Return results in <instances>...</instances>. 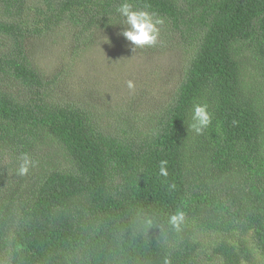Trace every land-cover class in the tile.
<instances>
[{"label":"trees","instance_id":"16d2710c","mask_svg":"<svg viewBox=\"0 0 264 264\" xmlns=\"http://www.w3.org/2000/svg\"><path fill=\"white\" fill-rule=\"evenodd\" d=\"M121 2L0 0V77L19 86L0 88V264H207L197 234L217 230L208 258L264 264V0H129L163 21L153 48L188 59L144 129L105 130L53 98L25 46L60 23L108 26ZM195 104L213 114L202 135Z\"/></svg>","mask_w":264,"mask_h":264},{"label":"rangeland","instance_id":"374dc122","mask_svg":"<svg viewBox=\"0 0 264 264\" xmlns=\"http://www.w3.org/2000/svg\"><path fill=\"white\" fill-rule=\"evenodd\" d=\"M129 27L121 17L80 35L74 26L60 23L39 36L28 37L26 53L46 79H54V99L83 106L105 130L116 129L120 120L144 129L150 115L175 90L188 54L176 44L162 51L153 45L137 46L122 35ZM129 80L133 89L127 86ZM0 88L19 91L14 81L1 77ZM51 149L43 147L41 157ZM54 155L63 161L60 153ZM222 237L219 230L197 234L200 262L220 263L216 257L208 258L207 253L211 244Z\"/></svg>","mask_w":264,"mask_h":264},{"label":"clouds","instance_id":"9594fccd","mask_svg":"<svg viewBox=\"0 0 264 264\" xmlns=\"http://www.w3.org/2000/svg\"><path fill=\"white\" fill-rule=\"evenodd\" d=\"M117 11L122 17L125 18V23L130 27L123 31L122 35L133 44L137 46L154 45L158 38V29L156 25L161 24V19H156L153 22L152 15L146 11H137L133 9V5L129 0H122L117 8ZM129 89L134 88V84L131 80L127 82ZM213 121V114L208 110L207 104H195L193 106L191 123L188 125L189 129L195 132L197 135H202L207 130ZM30 161L25 156L23 163L19 168V174L25 175L29 170ZM167 160L160 161L159 173L162 176L167 177L168 170L166 165ZM185 221V214L181 210H177L169 218V223L176 228L180 229L181 225Z\"/></svg>","mask_w":264,"mask_h":264}]
</instances>
